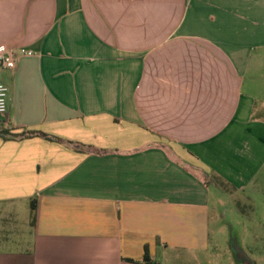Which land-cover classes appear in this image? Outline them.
<instances>
[{"label": "crops", "instance_id": "1", "mask_svg": "<svg viewBox=\"0 0 264 264\" xmlns=\"http://www.w3.org/2000/svg\"><path fill=\"white\" fill-rule=\"evenodd\" d=\"M1 47L0 264L202 260L210 176L264 170V0H0Z\"/></svg>", "mask_w": 264, "mask_h": 264}, {"label": "rangeland", "instance_id": "2", "mask_svg": "<svg viewBox=\"0 0 264 264\" xmlns=\"http://www.w3.org/2000/svg\"><path fill=\"white\" fill-rule=\"evenodd\" d=\"M257 110L264 115V79ZM212 188L210 250L190 264H264V170L247 191ZM239 257V258H238Z\"/></svg>", "mask_w": 264, "mask_h": 264}, {"label": "built area", "instance_id": "3", "mask_svg": "<svg viewBox=\"0 0 264 264\" xmlns=\"http://www.w3.org/2000/svg\"><path fill=\"white\" fill-rule=\"evenodd\" d=\"M32 52H18L15 49L8 47L0 48V69L7 71H15L19 60L23 56H31ZM10 99L9 87L0 79V117L4 116L8 112Z\"/></svg>", "mask_w": 264, "mask_h": 264}, {"label": "trees", "instance_id": "4", "mask_svg": "<svg viewBox=\"0 0 264 264\" xmlns=\"http://www.w3.org/2000/svg\"><path fill=\"white\" fill-rule=\"evenodd\" d=\"M36 134H41V133H35V132H27V133H23L21 135H13L14 137H24L25 135H36ZM210 182L217 185V186H225L229 188V185L219 176H217L216 174H212L210 176ZM32 210L34 212V219H35V212H36V205L35 203H32ZM239 258V257H238ZM145 264H157L155 263L149 256H146L145 258Z\"/></svg>", "mask_w": 264, "mask_h": 264}]
</instances>
